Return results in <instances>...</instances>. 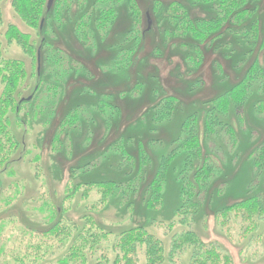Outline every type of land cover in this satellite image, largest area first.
Here are the masks:
<instances>
[{"label": "rangeland", "instance_id": "rangeland-1", "mask_svg": "<svg viewBox=\"0 0 264 264\" xmlns=\"http://www.w3.org/2000/svg\"><path fill=\"white\" fill-rule=\"evenodd\" d=\"M173 1L196 21L212 12L210 5L193 0H135L136 14L126 0H69L58 18L48 17L46 22L41 18L45 40L40 63V29L22 20L14 0H0V56L20 61L26 73L15 103L32 97L21 104L18 113H8L12 142L0 138L10 150L8 160L0 166V264H63V260L94 264L102 252L109 256L106 264H115L119 251L112 247L115 235L102 240L94 255L85 245V262L82 252L71 256L74 236L81 233L79 225L87 222L84 215L88 213L114 234L138 225L146 227L164 246V264H192L193 245L173 246L174 239L188 231L195 232L208 247H216L221 256L217 264H264V218L256 219L255 227L249 228L252 222L242 211L235 208L223 214L226 208L264 193V175L258 177L253 161L264 140V117L256 109L264 94L258 85L251 89L241 114L233 107L224 117L234 127L235 142L223 128L202 137L205 156L215 162L218 174L199 211L183 220L178 213L186 174L183 154L170 164L162 180V202L155 208L145 203V188L163 156L177 146L184 120L196 112L202 132L212 100L243 78L261 53L257 50L260 43L250 46L226 30L218 48L206 50L205 62L190 68L184 58L187 49L166 39L168 7ZM257 2L253 17L258 19L261 39L264 0ZM103 6L115 8L112 19L99 21ZM250 24L246 20L243 25ZM11 25L29 34L34 55L7 38ZM138 28L144 29L142 37L135 35ZM248 50L252 52L248 54ZM138 83L141 90H134ZM4 86L0 79V101ZM169 95L177 98L175 114L153 122L155 104ZM68 114L74 117L72 125H64ZM119 143L133 155L130 162L116 147ZM146 154L150 158L144 161ZM142 162L147 166L146 180L138 183L132 178ZM69 180L73 185H86L73 195ZM108 181L116 186L107 188ZM56 209V219H52ZM55 220L62 223L59 235L49 232ZM64 225L71 235L61 232ZM37 241L40 248L31 249L30 244ZM28 252L39 258L27 257ZM132 257L134 264H147L143 246H137Z\"/></svg>", "mask_w": 264, "mask_h": 264}, {"label": "trees", "instance_id": "trees-1", "mask_svg": "<svg viewBox=\"0 0 264 264\" xmlns=\"http://www.w3.org/2000/svg\"><path fill=\"white\" fill-rule=\"evenodd\" d=\"M46 0H14V8L28 25L40 29V35H42L41 49L40 51V63H43V51L42 45L45 40L44 32L42 29L45 27V23L42 26L41 18H45L46 22L49 17L58 18L60 10L67 6L69 0H56L53 7L47 10L45 5ZM105 0H100V2ZM113 3L120 2L122 0H111ZM130 3V8L134 14L139 10L136 7L135 0H126ZM258 0H193L194 3H203L210 5L212 10L209 16L200 17L197 21L190 17L187 10L178 2L173 1L168 7V22L169 27L166 29L167 42L174 45L178 42L187 49L185 55V61L190 68L199 67L207 59L206 50L218 48L219 38L222 37L226 30H230L235 35L243 38L245 42L253 46L260 43L261 48L257 50L261 51L259 56L249 65L243 78L235 83L225 93L219 95L212 100L210 107H208L204 114L203 131L197 126V113L190 114L182 124V133L177 142V146L167 155L163 156L161 163L158 167L157 173L149 180L147 187L145 188V203L149 208H155L162 202L161 183L167 174L168 168L181 154H183L184 165L183 171L186 173L183 176V183L181 189L182 204L178 209L180 217H188L191 214H195L199 211V206L203 202L205 193L210 182L217 176L218 167L215 162H210L204 153V135H214L219 132L221 128L226 129L230 133L232 140L236 141L235 130L232 124L224 117L229 114L230 110L234 107L236 111L241 114L248 97L251 94V89H254L258 85L260 91L264 94V34L259 39L258 19L253 16L256 14L258 8ZM158 4V3H157ZM156 4V5H157ZM100 14L98 16L99 21L105 19H112L116 10L115 8L104 9V6L100 8ZM53 13V16L50 15ZM82 17V16H81ZM246 20L251 21L249 27L244 26ZM144 29H136L135 35L142 37L144 35ZM7 38L9 40H15L20 42L25 48L29 49L32 55L35 54L33 42H29V34H25L15 25H11L8 29ZM85 36V35H84ZM191 39V44L187 40ZM259 40V41H258ZM46 45V44H45ZM189 48H192L190 50ZM38 52V51H37ZM252 50H248V54ZM1 54V49H0ZM245 60V58H243ZM43 65V64H42ZM222 71V65L218 64ZM43 71V70H42ZM26 73L22 66V63L17 60H5L0 56V79L5 82L4 90L1 95L0 105V138L4 137L7 142H12V135L8 131L9 111L18 113L22 103L28 101V98L22 99L18 104L15 103L17 96L20 94V88L25 83ZM259 81V84L256 83ZM49 88V87H48ZM142 88V85L138 83L134 90ZM51 89V88H49ZM57 91V89H54ZM32 98V97H31ZM30 98V99H31ZM101 104V103H100ZM177 108V98L173 95L162 96L159 102L154 106L153 122H163L172 117ZM256 109L264 117V99L256 103ZM242 117V116H241ZM223 118V119H222ZM110 119V118H109ZM111 120V119H110ZM109 121V120H108ZM74 123V117L68 114L64 125H72ZM4 143L0 139V166L6 163L10 150L3 147ZM116 147H120L127 155L126 162H130L133 155L127 150L124 144H116ZM144 161L150 158L145 155ZM255 167L257 169V175H264V140L260 145V148L254 153L253 158ZM138 165L137 174L134 175L132 180L136 179L138 183L146 180L147 166ZM131 180V181H132ZM72 185L71 192L76 194L82 185L86 183L72 184V180H69ZM116 182L108 181L107 188L116 186ZM137 188V187H136ZM70 192V193H71ZM87 193V192H83ZM72 196V195H71ZM6 204L10 200H4ZM242 211V216H245L252 225L249 228L255 227L256 219L264 218V193L252 196L245 199L233 206L226 208L223 211L224 215L229 214L232 210ZM1 212L3 211L0 208ZM91 211V210H90ZM58 211L57 209L51 213V218L56 219ZM86 223L82 226L79 225L80 234L74 236V242L72 250H70L71 256L80 255L82 252L84 262L87 261L88 255L85 252V245H87L89 253L94 255L97 249L101 248V241L108 240L110 235H115L111 241L113 249L119 250L118 256H116L115 264H134L132 254L135 253L137 246H143L145 248V254L147 264H164L165 251L164 246L159 238L149 232V230L141 225L123 229L120 233H112V231H105L103 227L97 222L94 215L86 214ZM62 223L55 220V223L49 230L50 233L58 234V227L62 229ZM75 226V225H73ZM72 226V227H73ZM67 225L63 226V234L71 235L70 229H65ZM71 227V228H72ZM59 232V233H58ZM83 234V235H82ZM112 239V238H111ZM81 242V246L79 244ZM185 243H190L194 246L192 264H217L221 258L220 253L214 246H207L193 231L182 233L175 238L173 246L175 248H181ZM41 242L37 241L36 244H30L31 249L40 248ZM102 252V251H101ZM31 255L32 259L37 260L39 256L27 253L28 257ZM226 262L229 258L226 257ZM109 256L102 252L98 255L97 261L94 264H106ZM63 264H68V261H62ZM76 264V263H75ZM78 264V263H77Z\"/></svg>", "mask_w": 264, "mask_h": 264}, {"label": "water", "instance_id": "water-1", "mask_svg": "<svg viewBox=\"0 0 264 264\" xmlns=\"http://www.w3.org/2000/svg\"><path fill=\"white\" fill-rule=\"evenodd\" d=\"M55 0H48L47 2V10H50L54 4ZM150 28V20H149V25H148V29ZM30 99V98H28Z\"/></svg>", "mask_w": 264, "mask_h": 264}]
</instances>
